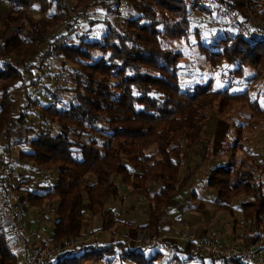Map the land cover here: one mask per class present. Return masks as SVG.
<instances>
[{"label":"trees","instance_id":"1","mask_svg":"<svg viewBox=\"0 0 264 264\" xmlns=\"http://www.w3.org/2000/svg\"><path fill=\"white\" fill-rule=\"evenodd\" d=\"M72 1L0 0V137L6 141L0 168H6L15 127L26 119V111L38 108L44 126L22 157L31 160L43 177L53 171L57 174L56 184L46 193L27 194L28 203L36 207L47 200L58 201L51 241L83 236L86 213L101 217L102 226L97 231L111 230L118 219L106 205L119 198L121 185L148 198V220L139 230L158 234L172 200L194 175L185 162V151H193L204 139L215 109L222 115L235 103L247 100L246 84L264 73V43L250 45L239 34L224 30L205 34L198 28L193 34L191 8L205 9L198 0L95 2L105 14H95L89 23L91 0ZM123 1L129 2L130 12L128 28L122 34L117 6ZM222 1L245 12L248 9L246 0ZM81 6L84 8L77 14H70ZM98 27L102 29L97 31ZM79 28L86 32L74 37ZM194 35L212 66L225 61L231 65L230 74L241 76L236 84L244 86L240 93H231L228 88L215 90L213 81L197 82L192 87L186 84L193 78L183 83V53L169 48L168 42H191ZM38 53L52 61L62 58L63 66L72 63L78 68L67 76L75 86L63 90L72 94L67 108L60 106L61 98L51 89L56 88L57 78H50V73L51 85L46 92L53 102L42 105L33 96L30 87L37 85L40 65L29 63L27 58ZM251 68L256 70L253 76L246 72ZM19 86H24L23 103L15 112L13 93ZM250 105L263 112L255 98ZM55 125L60 127L59 133ZM224 163L210 170L209 185L221 200L246 197L239 205L244 222L260 230L264 224V163L257 168L249 164L242 170L230 161ZM182 168L187 170L183 180ZM258 239H253V245ZM12 244L0 215V264H18ZM185 246L173 245L175 253L185 254L183 262L208 257L214 262L236 263L204 256L191 245ZM148 250L121 240L65 252L49 264H97L110 257H115L117 264H157L161 255Z\"/></svg>","mask_w":264,"mask_h":264},{"label":"rangeland","instance_id":"2","mask_svg":"<svg viewBox=\"0 0 264 264\" xmlns=\"http://www.w3.org/2000/svg\"><path fill=\"white\" fill-rule=\"evenodd\" d=\"M68 1L69 4L73 2L72 0ZM101 1L107 0L90 1L91 7L88 9L90 17H88L86 23H89L91 20H93V16L95 17V14L100 17L105 14L104 11L101 10V8H98L100 6L95 4V2ZM219 1L228 3V1ZM246 1V5H248V9L246 12L235 8L231 3L229 4L232 5L234 9L240 14L241 19L247 16L245 17V19L253 18L252 20L256 21L257 23L264 22V1L258 0V2L256 3L251 0ZM187 2H190V0H188ZM198 2L205 9L203 10L198 8L195 10L191 8V10L193 11L191 31L193 34L194 31L198 28L202 33L205 34H216L218 30L229 31V33L233 35L239 34L237 28H230L234 25L224 20L219 14V11H210V8L204 7L200 0H198ZM75 4L78 3L76 2ZM252 5L254 7L250 8V6ZM83 8L84 6H81L75 10L73 9L70 11V14L75 15ZM127 15L129 16V14ZM118 26L122 34L126 32L128 28V26L126 25L125 30H122L119 23ZM80 28L78 29L77 33L74 34V37L79 36V34L85 31V29ZM92 29L95 30V26H93ZM100 29L102 28L98 27L97 31H99ZM93 33L95 34V31H92V34ZM198 43L199 41L195 37V35L192 36L191 42H186L184 40L168 42L169 48L178 49L183 53V58L180 63L181 66L185 69V72L181 75L183 83H188L189 81H191L189 79L193 78L194 81L186 84V86L192 87L197 82L206 84L208 83V81H213L215 90L228 88L230 89L231 93H240L243 89L241 88V86H239L240 84L238 86L236 84L240 83L241 76L230 74L231 65L227 64L225 61H223L219 66H212L209 62L208 54L201 52ZM43 50L44 46L41 47V51ZM27 60L29 63H37L38 65H40L39 71L36 72L38 79L37 85L30 87V89H33V96L38 97L42 105H48L53 102L49 96L50 94H47L46 92L47 86L51 85L50 83H48V75L50 73V78H57L56 88H54V86L51 89L55 90L56 95L61 98L60 106L62 108H67L72 100V94L68 92L64 93L63 90L75 86V82L72 81V78H67V76H72V74H70L72 73V70L74 71L78 68L75 67L72 63H66L63 66L62 58L54 59V61L41 58L40 53L29 56ZM45 65H47L46 70ZM63 69L65 73L62 74L61 71ZM246 72L248 74L250 73V76H253L255 75L254 73L256 72V70L251 68L247 69ZM234 83L236 85L235 87ZM23 87L24 86H19L16 89L15 93H13L15 112L23 103L21 98L23 94ZM246 90L249 93V97L247 98V100L235 103V107L226 110V113L221 115L218 113V110L215 109L214 112H212L210 115L209 127L204 139L195 146L193 151H185V162L186 164H188L190 169L194 171V175L189 183L184 187L182 192L177 196V199L184 202L185 205H190L192 202H194L193 195L196 193V195L198 196V199H196L197 202H204L206 206L210 208L211 212L219 214V217L225 218V220L231 221V224H235L236 220H240L242 223L244 222L241 209H236V212L234 211L233 213H230L224 208H219L218 204L221 202H225V200H221L218 197V192L209 185V175L210 170L213 167H218L225 164L224 161H230V163H234L235 167L239 168L240 170H242L244 166L246 167V165L249 164H252L253 166H255V168H257L258 166L261 167V164L264 163V73H261L256 80H250V83L246 84L245 86V91ZM254 98L261 104L263 110L262 113L255 111L250 105V101H252ZM26 114V119H23L20 125L21 130L23 131L22 134H24V138L26 137V140H23L22 143L14 144V139L16 140L18 138L19 132H16L15 136L14 134L12 135L11 141L13 145L9 153V159L5 163L6 168L4 167L0 169L8 170L9 182H11L10 168H13V184L15 185L16 189L17 186L21 184V182H24L22 186L24 189L28 190L27 192L35 191L37 187H46L47 191L51 186L56 184V172L53 171L47 176L43 177L42 175H39L37 173L35 164L31 160L24 159L22 157V153L29 152L31 150L30 142L42 130L44 126V120L41 119L40 110L38 108L34 107L31 110L26 111ZM45 127L48 128V126ZM54 127L57 130V133H59L60 127L57 125H55ZM5 146V139L3 137H0V161L5 159ZM263 168L264 167L262 166V169ZM186 175V168H182L180 171V179L183 180ZM8 192L9 196L12 199V203L15 205H20L25 211V207L23 204L19 202L17 203V200L15 202L13 197L14 193L9 190ZM16 194L17 197L22 196L21 194H19V192H17ZM245 199L246 197H241L232 200L233 206H239L242 202L245 201ZM26 203V222L27 224L29 223V228H31V230L37 234L34 239V236L31 233H28L29 243L37 241L40 244V241L43 239L50 241L54 232L55 222L58 219V201L50 202L49 200H47L42 204V207H36L28 203V200ZM148 206V198L145 195L138 191H133L128 186L121 185L119 198L111 199L106 205V208L114 211L118 219V224L114 225V227L107 232L97 231L98 228L102 226L101 217H95V215H92L91 213H86L83 227V236H81L77 240L69 239L73 242L79 243L80 245L65 252H75L76 249L81 250L87 245L97 244L101 246L114 241H131L141 233H156L155 231L149 232L139 230V228L141 226H144L148 220V216L146 214ZM173 210L174 209L171 207L168 209L165 214L166 219L173 215ZM262 216L264 221V214ZM244 225H247L246 222H244ZM260 227L264 228V224ZM177 229H180L181 231H183V233L191 234L188 230H183L181 228ZM256 232L257 237H259L256 242H258L259 244L260 240L262 239V243L258 245V248H260V252H262L264 256V231L261 234L260 230H258L256 226ZM112 236L114 239L116 238V240L109 241L113 239ZM207 238L209 239L211 237ZM55 243H59L60 245L62 244L61 242ZM232 244L240 245L241 243L233 240ZM178 245L181 249L186 248L185 244L182 242H179ZM131 246L133 247L132 242ZM170 247L173 248V246ZM155 249L156 248H151L148 251L152 254H155ZM12 251L17 256L18 264H26L24 246L12 244ZM176 253L177 254H175L173 258L174 261H169L167 259V255H162L164 254L162 252L160 254L161 256L156 261L157 264H173V262L174 264H226L224 261L214 262L208 257L205 259L196 257L191 261L185 260L183 262L182 260L186 259V256H184L185 254L183 255L182 252ZM114 258L115 257H110V259H106L97 264H117L116 259L113 260Z\"/></svg>","mask_w":264,"mask_h":264},{"label":"built area","instance_id":"3","mask_svg":"<svg viewBox=\"0 0 264 264\" xmlns=\"http://www.w3.org/2000/svg\"><path fill=\"white\" fill-rule=\"evenodd\" d=\"M113 1V0H107ZM204 7L210 8V11L217 10L224 20L235 25L240 36L250 45L264 43V22L257 23L252 19L242 18L232 5L219 0H200ZM117 21L122 30H125L127 18L129 17L130 5L128 1L121 2L118 6ZM47 65H45V70ZM9 172L7 169L0 171V215L1 218L8 222L5 224L8 229L13 244L25 247L26 264H49L58 256H62L65 251H69L80 245L72 240L62 241L59 243L43 239L40 241L32 252L29 253L27 238L28 227L25 219L24 210L20 205L12 203L8 192ZM264 231L261 227L260 232ZM130 241V240H129ZM133 247H144L147 249L156 248L155 254L162 252L167 255L169 261H174L175 249L171 248L179 242L185 245H191L194 250L204 256L227 259L238 264H264V256L260 252L258 245L241 246L232 244V240L227 238H207L198 237L192 234L183 233L180 229L170 228L160 233L146 234L141 233L135 239H132ZM173 244V245H171ZM70 245V247H69ZM72 252V251H71ZM174 264V262H173Z\"/></svg>","mask_w":264,"mask_h":264},{"label":"crops","instance_id":"4","mask_svg":"<svg viewBox=\"0 0 264 264\" xmlns=\"http://www.w3.org/2000/svg\"><path fill=\"white\" fill-rule=\"evenodd\" d=\"M244 86H242V89ZM19 132L18 138L14 139V144L16 143H22L23 140H26V137L24 138L23 131L21 130L20 125L16 126L13 134L15 136V133ZM11 182L8 184V190L12 191L14 193L13 197L14 200L17 203H21L26 209L27 205V197L28 193L33 194H43L46 192V187H37L35 191H29L27 189H24L23 186H21L19 189L15 187L13 184V168L11 167ZM24 182H21L20 185H22ZM18 187V186H17ZM17 192L21 194V197H17ZM194 202H192L190 205H185L184 202L181 200L175 198L171 202V208H173V215L166 219L165 217L160 222V229L168 230L170 228H181L183 230H188L192 235L201 237H212V238H221L226 237L230 240H236L237 242L241 243L240 245H250L253 242V239L257 237L256 232V226L254 224H247L244 225V222L242 223L240 220H236L235 224H231V221L225 220V218L219 217V214H215L211 212L210 208L206 206L204 202H197L196 199H198V196L196 193L193 195ZM219 208L225 209L229 211L230 213L236 212V209L239 210V206L234 207L232 201H225L218 204ZM27 213V212H26ZM8 225V222L5 223ZM28 227V233H31L35 239L36 233L29 228V223L27 224ZM133 232V231H132ZM53 235V234H52ZM113 238V236H112ZM263 238V237H262ZM116 238L111 239L109 241H114ZM262 241V239L260 240ZM39 244L37 241H33L29 243V239L27 238V245L29 252H32L34 248ZM253 245V244H252ZM264 246V245H263ZM263 249V248H262ZM262 253V252H261ZM177 254V253H175Z\"/></svg>","mask_w":264,"mask_h":264}]
</instances>
